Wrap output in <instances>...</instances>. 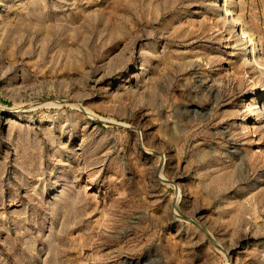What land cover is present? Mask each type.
Instances as JSON below:
<instances>
[{"label":"rangeland","instance_id":"374dc122","mask_svg":"<svg viewBox=\"0 0 264 264\" xmlns=\"http://www.w3.org/2000/svg\"><path fill=\"white\" fill-rule=\"evenodd\" d=\"M255 95L264 0H0V264H264Z\"/></svg>","mask_w":264,"mask_h":264},{"label":"bare ground","instance_id":"6f19581e","mask_svg":"<svg viewBox=\"0 0 264 264\" xmlns=\"http://www.w3.org/2000/svg\"><path fill=\"white\" fill-rule=\"evenodd\" d=\"M244 50H245V51H248V50H249V52H250V47H248L247 45H245ZM255 66H256V65H255ZM255 96H256V95H255ZM254 100H255V101L257 100V102H258L257 108H262V107H264V97L261 98L260 96H256V97L254 98Z\"/></svg>","mask_w":264,"mask_h":264},{"label":"built area","instance_id":"2783aa9c","mask_svg":"<svg viewBox=\"0 0 264 264\" xmlns=\"http://www.w3.org/2000/svg\"><path fill=\"white\" fill-rule=\"evenodd\" d=\"M241 38H242V40H246L248 38L247 33H242Z\"/></svg>","mask_w":264,"mask_h":264}]
</instances>
